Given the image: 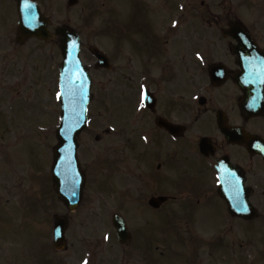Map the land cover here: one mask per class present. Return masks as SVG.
I'll use <instances>...</instances> for the list:
<instances>
[{
	"label": "flooded vegetation",
	"instance_id": "obj_1",
	"mask_svg": "<svg viewBox=\"0 0 264 264\" xmlns=\"http://www.w3.org/2000/svg\"><path fill=\"white\" fill-rule=\"evenodd\" d=\"M33 1L43 13L51 4ZM143 1L145 20L116 21L135 49L111 60L146 69V173L138 177L146 264H264V108L241 109L242 100L264 102V0ZM18 3L0 0V97L17 101L44 83L52 91L54 69L53 40L16 42ZM97 181L101 193L128 191Z\"/></svg>",
	"mask_w": 264,
	"mask_h": 264
},
{
	"label": "rangeland",
	"instance_id": "obj_2",
	"mask_svg": "<svg viewBox=\"0 0 264 264\" xmlns=\"http://www.w3.org/2000/svg\"><path fill=\"white\" fill-rule=\"evenodd\" d=\"M143 4V0H79L73 7L68 6V0H51V4H45L46 13L53 19V30L67 24L80 33L81 57L92 69L94 97L89 106L90 123L79 137V157L88 182L80 208L69 212L55 193H49L52 181L45 178L51 173L52 150L58 143L56 127L61 116L56 93L63 58L56 38L52 44L54 69L50 86L53 88L49 87L52 91L44 83L37 93L36 86L33 88L35 95L30 99L0 97V264H34L35 255L43 257L37 251L45 245H49L56 264L64 256L69 264H84L85 259L88 264H146L141 238L146 212L138 209L140 197L146 195L143 192L146 182L143 188L144 182L138 179L146 173V113L142 106L143 85L139 81L146 69L125 68L119 61L114 63L112 73L95 69L96 59L89 50L96 45L113 57L117 49L131 53L137 44L135 40L118 37L115 30L120 28L119 22L126 25L127 14L133 13L138 18L139 13L142 17L146 13ZM142 19L145 20V15ZM137 36L140 47L145 48L146 40L141 42ZM107 129L111 130L109 134L105 133ZM97 135L101 136L100 140H96ZM100 159H104L101 166ZM99 179L110 181V188L113 184L125 187L128 190L125 197L122 199L118 191L99 192ZM114 212L126 217L135 234L130 246L122 247L117 242L112 224ZM56 214H70L69 250L61 254L52 248ZM42 232L45 233L41 239Z\"/></svg>",
	"mask_w": 264,
	"mask_h": 264
},
{
	"label": "water",
	"instance_id": "obj_3",
	"mask_svg": "<svg viewBox=\"0 0 264 264\" xmlns=\"http://www.w3.org/2000/svg\"><path fill=\"white\" fill-rule=\"evenodd\" d=\"M78 0H70V5ZM28 2V1H27ZM23 9L19 41L28 36H38L48 38L49 21L41 15L36 5L23 3ZM29 7V9H28ZM57 34L62 36L61 48L64 60L61 64L60 88L63 93L60 99L62 106V121L57 130L59 145L55 148V189L59 196L66 202L70 209H75L81 202L85 175L81 169L77 156L78 135L82 132L88 122V104L91 95V76L89 70L80 59L81 40L78 33L68 26H60L56 29ZM77 41L75 48L71 46V41ZM92 52L102 57L100 51L91 48ZM106 62H101L100 65ZM263 107V102H261ZM115 225L122 240H127L129 234L127 226L122 218L115 217ZM66 223L62 218H58L56 229V245L61 247L64 244L63 231ZM63 229L62 233L61 230Z\"/></svg>",
	"mask_w": 264,
	"mask_h": 264
},
{
	"label": "snow or ice",
	"instance_id": "obj_4",
	"mask_svg": "<svg viewBox=\"0 0 264 264\" xmlns=\"http://www.w3.org/2000/svg\"><path fill=\"white\" fill-rule=\"evenodd\" d=\"M181 7H183V5H181ZM178 23H179V21H173V27H175ZM76 45H77V41L72 40V41H71V46H72L73 48H75ZM196 55H197L198 57H200L201 59H203V57L201 56V54H200L199 52H197ZM146 95H147V93H145V96H146ZM62 96H63V93H62V92H57V93H56V98H57V99H61ZM142 106H143V105H142ZM145 139H147V137H145ZM108 238H109V237H108L107 235L104 237V239H106V240H107ZM84 264H88V260H87V259L84 260Z\"/></svg>",
	"mask_w": 264,
	"mask_h": 264
}]
</instances>
